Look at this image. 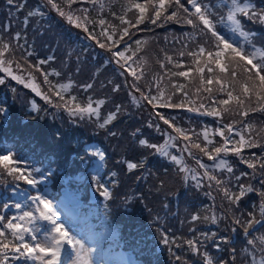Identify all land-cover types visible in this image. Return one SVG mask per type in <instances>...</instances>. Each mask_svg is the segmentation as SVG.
<instances>
[{
    "label": "trees",
    "instance_id": "1",
    "mask_svg": "<svg viewBox=\"0 0 264 264\" xmlns=\"http://www.w3.org/2000/svg\"><path fill=\"white\" fill-rule=\"evenodd\" d=\"M57 2L62 3V0H57ZM102 2L105 5L103 12L94 11L92 6L87 3L74 5V7L89 8L90 20H99L103 17L110 25L119 27V22L110 13L115 12L119 15L130 0H102ZM205 2L215 5L214 11L218 10L220 14L227 15V8L224 7L221 0H205ZM241 2H252L258 7H264L263 0H241ZM13 3L22 4V9L8 5L7 0H0V30H3L0 31V35H14L16 32H21L27 37L29 50L34 49L35 53L33 57L27 59V63H24L25 58L20 56L19 50H17V54L10 58L14 61L12 64L14 74L27 77V64L35 65L38 59L52 57L53 59L48 64L42 65V68L49 72L55 69L61 73L59 77L49 75L52 84L66 81L73 85L72 88L62 92L63 103L70 101L69 107L72 108L76 105L86 107L87 97H92L93 100L104 99L107 101L106 98L115 93L112 91V86L119 83L122 85L119 92H124L126 96L124 111L126 121L112 131L116 133L115 136L110 134L112 132L104 136V128H100L93 121L95 117L93 115L79 118L61 107L58 108V115L55 105L61 101L55 97V90L50 85L44 86L47 91L41 87L39 73H34L36 75L34 81L26 80V83H35L40 87L42 93L50 92L52 94L51 103L45 101L42 96H37L32 89L11 79L6 73L0 72V79L5 80V83L0 84V123L4 124L8 132L7 137L0 143V156L16 157L19 163L21 161L22 164L31 167L32 171L37 169L38 172H33L42 182L43 187L51 186V191L55 193L59 192L62 184V174L58 172V169L65 167L64 174L70 175V183L74 187L83 189L87 194L88 186L89 188L91 186L84 183V176L87 179L88 176L85 173L90 165L87 166L90 158L82 144L84 141L89 142L88 139L93 136L97 141L92 142L99 143L105 154L104 171L96 179L100 183L95 182L94 187L98 193V200L90 205L92 211L97 212L93 217H100L116 228L123 244L132 248L144 264H178L177 256L180 257V264H206L200 255L191 254L188 249L182 246V241L186 242L191 236H199L200 233L208 234L209 237L212 233H216V238H210L205 241L204 245L213 258V264H217V261H220V264H224V262L231 264L230 253L233 247L236 253L235 264H258L260 259L264 258V251H261L262 245L259 243V237L264 236V226L257 225L255 231L250 229L249 235L245 237L241 227L224 218L225 213L221 209H226L228 205L223 200V193L215 189L214 182H208L207 178L203 177L201 187L198 188L190 178L187 191L183 192L182 172L178 170L179 166L138 142L139 139L144 138L150 143L162 144L167 139L166 136L157 134L147 126L150 119L155 120L153 113L157 111L163 112L166 116L178 117L179 119L174 123L197 132L203 131L205 126L214 131L220 126V121L211 116L189 112L187 109H154L152 106L146 105L138 94H136L137 100H139V104H137L131 100V96L134 94L133 90L124 84V77L119 74L120 67L115 64L114 60L111 63L107 62L109 53L105 49H101L83 29L76 28L75 24H70L65 18L60 17L55 9H50L47 6L46 0H13ZM65 10L67 11V9ZM29 12L37 14L30 17L25 25L23 21ZM39 12H43L44 15H39ZM128 18H133L132 13H129ZM238 18L242 20L243 29L254 34L250 38L255 46L264 51V25L247 21L242 17ZM9 24L11 25L10 33L5 28ZM144 27L145 25L140 26L142 29ZM149 27L154 30L152 32L141 31L135 36L138 39L147 38L149 40L147 45L141 46L145 49L140 54L144 61L143 70L149 76L162 78L160 81L161 90L166 94L172 91L169 84V79H171L174 83L184 85L190 96L195 99L196 82L189 78L170 77L169 69L171 71L178 69L174 64H167L164 60L165 54L172 56L174 60L182 59L185 61L186 69L190 63L189 58L178 57V52L181 50L180 45L170 41L173 34L180 36L183 32H191V27L175 23ZM218 29L232 42L238 45L243 43L244 38L240 37L238 33H233L228 27L220 25ZM96 31H99V27ZM165 35L169 36V41L163 39ZM99 39L103 42L102 37ZM5 58L9 59L7 55ZM16 62H20V69H17ZM161 62L166 63L167 67L161 68ZM220 75L222 78L224 77V74ZM127 80L128 83L133 80L130 74ZM88 83L94 85L90 90L83 87ZM138 83H144V81ZM102 84L104 87L101 86ZM213 87L215 88V85ZM71 96L78 98L71 101ZM17 111H22L24 116H18ZM234 118L239 119V117H230L228 114H224L222 117L224 123H229ZM246 119L253 124V131L264 136V113L257 111L251 113ZM84 121L89 122L87 124L90 127V134L82 126ZM43 122H47L55 130L69 127L72 131L64 138L55 132L51 141L40 142L38 146L26 153L14 148L17 136L28 135L32 125ZM159 123L162 129L169 128L168 125L163 124V121ZM136 129H140L142 135L133 136L132 133ZM209 137H212L213 144L216 146L222 142V138L218 135L210 134ZM235 138L238 139V137ZM197 142H200L202 146L205 143L202 138ZM183 143L182 140L177 141V146L170 148L169 151L172 154L184 156L185 163H188L189 169L192 170L186 173L187 176L191 177L196 172L202 174L203 170L197 166V163H193V157L188 156L186 152L181 153ZM74 144L77 145L76 149L78 150L75 153L72 151ZM261 151L264 149H245L244 155L250 156L252 153L259 155ZM193 152L198 160L209 164L205 161L208 160L206 156H202L195 149ZM142 158L145 162L141 168L132 171L127 169V163L140 162ZM222 158L227 159L234 168V175L251 172L232 154ZM208 161L210 162V160ZM212 174L217 175V178L221 180L228 179L226 170L213 169ZM138 177L140 179L136 184L135 180ZM7 179H10V175L3 165H0V183ZM82 183L85 185L84 187L81 186ZM240 183L246 186L252 184L259 190L258 181L244 178ZM226 186L234 193H238L234 182ZM104 187L109 189L108 197L103 195ZM175 192L181 197L178 214L174 213L173 207ZM206 192L209 194L205 195ZM259 203L258 191L246 193L237 203L236 213L239 215L241 212L245 214L255 212L259 218V209L258 207L254 208ZM194 214L201 217L209 216V220L201 219L193 224L190 218ZM231 214L228 213V215ZM212 215L217 216L218 222H212L210 218ZM189 226L196 229L195 233L189 232ZM8 238L11 239V236L9 235ZM165 238L169 240V243L164 242ZM253 238L257 240V243L254 246H249L247 240ZM201 239L203 238L201 237ZM218 243L221 247L220 250H216L214 246ZM253 248H255V252Z\"/></svg>",
    "mask_w": 264,
    "mask_h": 264
},
{
    "label": "snow or ice",
    "instance_id": "2",
    "mask_svg": "<svg viewBox=\"0 0 264 264\" xmlns=\"http://www.w3.org/2000/svg\"><path fill=\"white\" fill-rule=\"evenodd\" d=\"M221 2L227 8L226 16L220 14L218 10L214 11L216 6L206 3L205 0H142V2L141 0H130L119 15L115 12L110 13L119 22V27H116L110 25L103 17L99 20H90L87 7H74V5L87 3L92 6L94 11L103 12L105 5L102 0H62V3H58L57 0H46L50 9H55L60 17L65 18L70 24H75L76 28L83 29L101 49H105L109 53L107 62L111 63L114 60L115 64L120 67L119 74L124 77V84L133 90L132 101L139 104L136 95L138 94L146 105H150L154 109H187L189 112L211 116L220 121V126L211 133L207 126L203 131L197 132L174 123L179 119L178 117L166 116L163 112L157 111L153 113L155 120L150 119L147 126L157 134L166 136L167 139L162 144L150 143L144 138L139 139L138 142L155 153L167 157L179 166L178 170L182 173L192 170L185 164L183 155L172 154L169 151L170 148L177 146L176 142L179 140L184 142L181 153L186 152L188 156L196 159L193 152L195 149L212 161L213 163L209 165L197 160L203 173L196 172L190 178L198 188L201 187L203 177H206L208 182H214L215 189L223 193V200L228 205L226 209H221L225 213L224 218L241 227L247 237L249 229L255 231L257 225L264 226V151H261L259 155L256 153H252L250 156L244 155L245 149H264V142H262L264 136L253 131V124L246 119L251 113L257 111L264 113V51L255 46L250 38L254 34L243 29L242 20L238 17L264 25V7H258L252 2H241V0H221ZM7 3L17 9L23 7L22 4H14L13 0H7ZM129 13H132L133 18H128ZM35 14L37 13L29 12L23 23L27 25L28 19ZM39 15L43 16L44 13L39 12ZM170 23L190 26L192 30L183 32L180 36L173 34L170 41L174 44L179 43L181 50L178 52V57L189 58L190 63L186 69L185 61L182 59L174 60L172 56L165 54L164 60L167 64H174L178 69L177 71L169 69L170 77L189 78L196 82L195 99L190 96L184 85L174 83L171 79H169V84L172 91L166 94L161 90L160 81L162 78L149 76L143 70L144 61L140 54L145 49L141 46L147 45L149 40L135 38L136 33L152 32L154 29L149 26H163ZM141 25H145V27L142 29ZM220 25L228 27L233 33H238L240 37L244 38L243 43L238 45L226 38L218 30ZM97 27H99V31H96ZM5 28L10 33L11 25H6ZM99 37L103 38V42ZM163 39L169 41V36L165 35ZM17 50H19V55L25 58L24 63H27V59L35 54L34 49L29 50L27 37L21 32H16L14 35H0V72L6 73L8 77L32 89L37 96H42L45 101L51 103L52 94L50 92L42 93L40 87L35 83H26V80L34 81L36 79L34 73L43 72L42 82L50 85L55 90V97L63 102L62 92L72 88L73 85L71 83H51L49 75L59 77L61 73L55 69H52L51 72L44 71L42 65L48 64L53 58L38 59L35 65L27 64L28 75L25 77L13 72L14 61L10 58L17 54ZM6 55L9 59L5 58ZM167 64L161 62L160 67L166 68ZM16 67L20 69V62H16ZM129 74L133 78L131 83H128L127 80ZM220 74H224V77L222 78ZM142 80L144 83H138ZM3 83L5 80L0 79V84ZM93 86V83H88L83 87L90 90ZM101 86L104 87L103 84ZM121 86L119 83L114 84L112 91L119 92ZM77 98V96H71L70 100L75 101ZM69 103L70 101L64 102L63 105L58 103L55 106L57 108L63 106L73 116L89 114L99 118L100 106L104 105L106 101L87 97L86 107L76 105L74 108L69 107ZM121 110L122 105L117 104L99 127L105 128L119 116ZM224 114H228L230 117H239V119L234 118L229 123H224L222 119ZM160 121H163V124L168 125L169 128L162 129ZM110 134L116 135L115 132ZM210 134L222 138L219 146L213 144L212 139H209ZM132 135H142L141 130L136 129ZM201 138L205 141L203 146L197 142ZM229 154L237 157L251 172L234 175V168L227 159L222 158ZM144 162L142 158L140 162L127 163V169L132 171L141 168ZM13 163L15 162L10 155L0 156V165H3L8 175L14 180L25 181L28 185L38 183L33 175V171L38 170L26 171L21 167H10ZM213 169L226 170L228 179H218L217 175L212 174ZM141 178L143 179V177ZM183 178L189 179L187 175ZM244 178L258 181L259 190L252 184L247 186L241 184L240 181ZM96 182L100 183L99 180ZM233 182L238 188V193H234L226 186ZM253 191H258L260 198V203L254 206L259 209V218L255 212L246 214L241 212L237 215L235 210L237 203L246 193ZM208 194L205 193V195ZM103 195L105 197L110 195L107 187L103 188ZM31 200L35 202V211L23 210L20 203L11 206L7 203L3 205L5 209L15 207L21 211L7 219L5 215L0 214V264H12L13 261H18L21 258L30 260L34 264H62L61 252L65 250V244L71 245L75 253L74 259L70 257L65 264H94L92 253L96 252V249H86L84 243L71 235L65 225L58 221L60 213L54 207L53 201L43 195L32 196ZM31 207L29 205V208ZM228 213L232 214L228 215ZM210 218L213 223L218 222L216 215H212ZM40 219L52 224L51 231L45 234L46 242L37 238L38 229L34 226V222ZM82 219L85 224L88 223L87 217ZM190 219L195 224L201 219L209 220V216L201 217L194 214ZM91 231L95 232L96 229L93 227ZM104 231L107 233V227ZM195 231V228L189 226L190 233H195ZM9 235L11 239L8 238ZM29 235L31 241H35V243L26 239ZM210 238H216V233H212L211 237L205 233H200L199 236L193 235L186 242L182 241V246L188 249L191 254L200 255L206 264H213V258L204 247L205 241ZM164 242L167 244L169 240L165 238ZM256 243L255 238L247 240L249 246H254ZM259 243L262 245L261 251H264V236L259 237ZM97 244L99 245L98 241ZM216 247L219 249V243ZM202 249L203 251H201ZM253 251L255 252V248ZM235 255V250H232L230 253L231 264H235ZM177 262L180 264L179 256H177ZM217 264H220V261H217ZM224 264H228V262H224ZM258 264H264V258L260 259Z\"/></svg>",
    "mask_w": 264,
    "mask_h": 264
},
{
    "label": "rangeland",
    "instance_id": "3",
    "mask_svg": "<svg viewBox=\"0 0 264 264\" xmlns=\"http://www.w3.org/2000/svg\"><path fill=\"white\" fill-rule=\"evenodd\" d=\"M64 84H68V82H64ZM77 116L79 118H82V117H88L89 114H83ZM91 148L97 154V158L94 163L95 165L93 166V171L95 174H98L101 172L103 167V153L99 145L95 144ZM197 160L198 158L194 159L193 163L196 164ZM185 164L188 166V168H190L188 163ZM70 192L73 197L79 196L74 189H70ZM13 195L16 197V203H20L22 205L23 210L35 211V202L32 201L31 198L18 195V193L16 192H13ZM45 196L46 198L51 199L53 201V205L58 212L60 207H65L67 209V213L62 215L61 219L58 221L65 225V227L68 229L71 235L75 236L78 240L84 243L86 249L87 248L96 249V252L92 253V259L94 261V264H138V261L136 259L132 261H127L122 257V249L120 245H118L116 242L113 241L117 237V233L113 229L107 226L104 227L96 226L97 223L93 220H89L87 224L83 223V221L78 223L77 218L72 219L68 213V207H69L68 200H64L60 198L61 195L57 198H53L49 195H45ZM29 205H31L32 207L29 208ZM12 210L14 215H17L21 211V209H16L15 207H13ZM36 214L38 215V213ZM34 226L38 229L37 238L42 242H46L45 234L51 231L52 229L51 222L40 219L34 222ZM93 227L96 229L95 232L91 231ZM105 227H107L108 229L107 233H105L104 231ZM26 239H28L29 242L35 243V241H31L30 235L26 237ZM97 241L99 242V245L97 244ZM67 250H68L67 255L63 260L62 264H65V262L70 257L72 259H74L75 257V253L71 245H67ZM21 264H34V262L23 258Z\"/></svg>",
    "mask_w": 264,
    "mask_h": 264
},
{
    "label": "bare ground",
    "instance_id": "4",
    "mask_svg": "<svg viewBox=\"0 0 264 264\" xmlns=\"http://www.w3.org/2000/svg\"><path fill=\"white\" fill-rule=\"evenodd\" d=\"M106 103L100 107V116L94 117L93 121L100 125L104 123V120L107 118V114L115 109L117 104L122 105V110L119 116L112 122H110L103 130L104 136L108 133L112 132L116 128H118L124 121H126L125 116V101L126 96L124 92H115L114 94H110L108 98H106ZM16 114L18 116H24L22 111H17ZM86 122V123H84ZM82 126L86 132L90 134V127L87 123L88 121H84ZM72 129L69 127H61L58 130L50 127L47 122H43L41 124L32 125L30 132L26 136H17L14 142V148L18 151L26 153L32 150L34 147L38 146L40 142L51 141L55 132H58L62 138L67 137L71 133ZM8 132L4 127L3 123H0V143L7 137ZM89 142L97 141L93 136L88 139ZM77 145L74 144L73 152L77 151Z\"/></svg>",
    "mask_w": 264,
    "mask_h": 264
}]
</instances>
